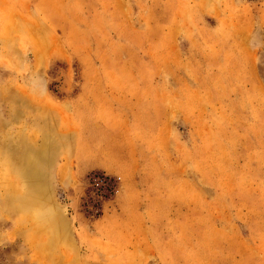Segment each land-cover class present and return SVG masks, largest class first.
<instances>
[{
	"label": "rangeland",
	"instance_id": "374dc122",
	"mask_svg": "<svg viewBox=\"0 0 264 264\" xmlns=\"http://www.w3.org/2000/svg\"><path fill=\"white\" fill-rule=\"evenodd\" d=\"M0 264H264V0H0Z\"/></svg>",
	"mask_w": 264,
	"mask_h": 264
},
{
	"label": "crops",
	"instance_id": "0c3cea01",
	"mask_svg": "<svg viewBox=\"0 0 264 264\" xmlns=\"http://www.w3.org/2000/svg\"><path fill=\"white\" fill-rule=\"evenodd\" d=\"M133 162H135V160H134ZM128 164H130V166H133L132 162H131V163H127V165H128ZM137 165H138V164H137ZM137 165H136V166H137ZM136 166H135L134 168H136ZM141 220H142V217H141V218H140V217H138V220H137V221H139V222H140V224H144V222H143V221H141ZM140 224H139V225H140Z\"/></svg>",
	"mask_w": 264,
	"mask_h": 264
},
{
	"label": "trees",
	"instance_id": "16d2710c",
	"mask_svg": "<svg viewBox=\"0 0 264 264\" xmlns=\"http://www.w3.org/2000/svg\"><path fill=\"white\" fill-rule=\"evenodd\" d=\"M111 185H112V184H110V182H106V184H105V186L108 187L110 193H111L110 190H112V186H111Z\"/></svg>",
	"mask_w": 264,
	"mask_h": 264
},
{
	"label": "built area",
	"instance_id": "2783aa9c",
	"mask_svg": "<svg viewBox=\"0 0 264 264\" xmlns=\"http://www.w3.org/2000/svg\"><path fill=\"white\" fill-rule=\"evenodd\" d=\"M99 180L101 181V183H103L104 185L106 184L107 180L105 178H99Z\"/></svg>",
	"mask_w": 264,
	"mask_h": 264
}]
</instances>
